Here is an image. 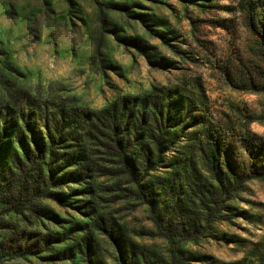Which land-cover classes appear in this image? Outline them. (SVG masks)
Here are the masks:
<instances>
[{
	"label": "rangeland",
	"instance_id": "1",
	"mask_svg": "<svg viewBox=\"0 0 264 264\" xmlns=\"http://www.w3.org/2000/svg\"><path fill=\"white\" fill-rule=\"evenodd\" d=\"M263 13L264 0H0V181L30 173L47 193L0 219V264H264V180L221 175L226 194L206 164L210 140L241 171L243 146L264 147L250 27ZM124 109L134 176L103 118ZM160 135L171 149L146 173ZM18 244L35 254L4 257Z\"/></svg>",
	"mask_w": 264,
	"mask_h": 264
},
{
	"label": "trees",
	"instance_id": "2",
	"mask_svg": "<svg viewBox=\"0 0 264 264\" xmlns=\"http://www.w3.org/2000/svg\"><path fill=\"white\" fill-rule=\"evenodd\" d=\"M257 20V21H256ZM261 26L262 29H259ZM251 29L254 31L255 34H260L259 42L263 45L264 50V13L261 16L258 14L252 15V23L250 24ZM260 30V31H259ZM262 58V63H264V51ZM261 70V69H260ZM262 83H256L252 81V88L251 90L255 93H263L264 94V69L261 70ZM115 108V107H114ZM160 115L162 117V122L169 126L172 119H170V115L166 114L164 109L160 111ZM103 118L116 120V127L114 129V137L113 140L117 145L118 148V155L121 159L123 168L127 174L133 175L136 173L137 163L132 164V159L129 156V148L125 147L128 143L130 137L129 135H125V132L121 129L120 125L125 119L130 120V118L135 116V113H131L130 115L127 114L126 109H124L120 115L115 112H110L106 110L103 113ZM164 119L165 122H164ZM99 122H102L101 117H97ZM71 125L64 124L62 126V130L65 131L70 130ZM164 130V129H163ZM162 130V131H163ZM62 131H59V135H57V139H59V144L64 143V134H61ZM164 132V131H163ZM168 134V133H167ZM165 136V135H164ZM164 136L160 135L159 137H155L154 141L148 147L149 155L143 159V168L146 173L151 171H156L160 165L164 162L166 153L171 149V146L166 145L167 141L164 140ZM59 137V138H58ZM55 137L51 139L50 146L53 149L56 146V142L54 141ZM209 149H208V156L206 158V164L209 169V172L215 178L220 186V190L227 193L225 179L221 176H231L233 182H245L249 179H259L264 180V168L260 166L262 160H264V153H263V144L258 143L256 140L253 141L252 144H246L244 150L246 154H248V167L246 165H242V171L238 170V165L232 162V160L228 156V150H225L223 147V141L220 139H216L214 141L209 142ZM83 152H80L75 162L76 165L80 164L79 162L83 160V157L87 155ZM27 159L30 157L27 156ZM20 161H22L20 159ZM136 161V160H133ZM264 166V161L262 163ZM37 169L34 167L33 172ZM21 177L19 181H0V219L5 217L11 213L22 214L28 207V205L34 203L35 201L42 199L47 196L46 189L41 188L38 186L28 174H20ZM232 183V182H231ZM231 194L228 196L227 200H229ZM154 212V209H152ZM154 222L157 226L159 232H161L162 236L168 240H171L170 234V227L169 224L165 223L160 217H158L155 212L153 213ZM35 249H33L32 245H15L11 246L4 255V257L12 258L13 260L27 256V255H34Z\"/></svg>",
	"mask_w": 264,
	"mask_h": 264
}]
</instances>
